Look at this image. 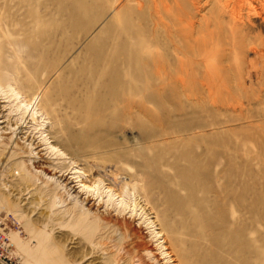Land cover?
Segmentation results:
<instances>
[{"label": "rangeland", "instance_id": "1", "mask_svg": "<svg viewBox=\"0 0 264 264\" xmlns=\"http://www.w3.org/2000/svg\"><path fill=\"white\" fill-rule=\"evenodd\" d=\"M136 1L137 5L133 0L126 7L120 5L121 0H0V83L3 87L11 82L23 97L43 91L42 100L48 101L52 109L48 108L49 116L41 120V126L30 121L20 122L13 112V100L0 93V136L10 141L8 146L0 144V195L6 194L0 196V208L10 217L1 229L6 244L19 264H136L144 257L145 247L154 250L160 264H169L157 252L142 216L139 217V209L133 217L119 216L114 206L122 198L110 199L103 189L96 192L81 185L86 181L85 176H80L82 166L71 162L63 152L65 149L79 153L82 142L81 146L84 144L88 151L108 145L98 163L90 166L92 172H103L106 187L128 185L131 196L124 201L135 200L142 206L146 201L145 211L163 229L177 264H185L178 254L179 246L188 254L189 264H264V59L256 54L264 46L261 21L245 17L249 26L245 23V32L243 29L238 32L241 37L236 35L237 41H234L223 18L217 19L213 0L210 3L202 0L198 8L207 7H201V11L193 7V0H162L171 1L165 4L175 8L173 17L165 15L168 21L162 15L165 6L162 1L156 0V3L163 7H159L160 17L164 16L165 20L154 10L155 0ZM170 33L175 38L173 35L170 38ZM256 38H260L261 46L259 42L256 45ZM144 45L165 54L171 69H178V59L183 58L175 55V46L181 51H197L198 56L207 55L205 63L209 70L204 64L186 67L191 84L195 82L188 92L195 97H190L193 102L172 81L169 84L168 79L158 78L152 58H146ZM123 46L128 48L124 50ZM208 72H212V100L217 104L208 99L201 85ZM127 106L133 108L132 117H127ZM140 106L149 112V118L138 113ZM78 109L92 117L85 123L82 121L80 135L81 127L76 125L79 117L74 114ZM93 119L94 127L89 130ZM58 121L65 132L57 140L59 147L53 149L57 141L54 143L49 131H54ZM129 132L141 144L136 152L129 148L133 143L128 139ZM163 132L193 138L183 144H161L156 153L164 158L165 164H178L179 170H193L198 178L190 200L186 191L174 190L175 205L190 201L187 211L193 212L195 218L177 216L170 210L165 194H159L155 187L141 191L147 176L132 166V156L147 152L149 141L156 140ZM71 133L80 137L78 146L69 138ZM143 159V156H134L138 162ZM118 163L124 166L115 175L111 174L109 167H118ZM22 164L33 173L43 171L53 176L56 191L51 196L41 195V182L36 184L33 178L27 177ZM164 174L173 180L177 178L176 171L170 168H164ZM59 185L67 189L71 195L69 200L82 206L84 212L106 220L118 219L128 227L130 235L136 231L137 238L123 239L119 233L111 232L100 240L99 232L87 231L81 224L84 219L79 218V210L71 217L64 216L54 197L64 194ZM7 199L11 200L9 204ZM110 203L114 206H109ZM186 229L193 236L185 235ZM241 231L245 236L239 240L235 236ZM198 232L203 234V239L194 235ZM92 243L102 246L94 249Z\"/></svg>", "mask_w": 264, "mask_h": 264}, {"label": "bare ground", "instance_id": "2", "mask_svg": "<svg viewBox=\"0 0 264 264\" xmlns=\"http://www.w3.org/2000/svg\"><path fill=\"white\" fill-rule=\"evenodd\" d=\"M85 1V0H84ZM144 1V0H143ZM146 1V0H145ZM162 1V0H160ZM164 1V0H163ZM162 1V2H163ZM173 1V0H172ZM192 1V0H191ZM206 1V0H205ZM212 1V0H210ZM130 2H133V0H121L120 2V5L124 4L126 7L127 5H129ZM137 1L135 0L134 3H136ZM166 2V1H165ZM165 2H163L165 4ZM168 2V1H167ZM166 2V4H167ZM171 2V1H170ZM168 2V3H170ZM176 2V1H174ZM202 2V0H193L191 3L193 5V7H196V9H200L199 11L202 10L201 7H207V6H200L198 8V6L200 5V3ZM207 2V1H206ZM205 2V3H206ZM209 2V0H208ZM207 2V3H208ZM213 2H215V5H214V8H215V11H216V17L217 19L218 18H223L224 20V23H226L228 27V29L230 28V34L232 35L234 41H237L236 39V35L238 34V32H241V30L243 29V31L245 32L244 28L246 29V25L245 23H247V20H249L251 17H256V19H259L261 21V25L263 26L264 28V0H255L256 2V7L253 6V2L254 0H216ZM254 2V3H255ZM154 7H155V11L157 13V15L159 14V18L162 20L164 18V16H169L171 15L172 16V11L175 9L172 5H170V8L165 4L164 8L162 6H160L159 2H158V5L156 3V0L154 2ZM162 3V4H163ZM178 3V1L176 2ZM206 3V4H207ZM210 3V2H209ZM75 4V3H74ZM77 4V3H76ZM138 3H136L137 5ZM142 4V3H141ZM163 4V5H164ZM174 4V3H173ZM85 5V3H84ZM134 5V4H133ZM175 5V4H174ZM255 5V4H254ZM123 6V5H122ZM121 6V7H122ZM178 6V5H176ZM130 7V6H129ZM159 7L163 8L164 10V15L163 17H160V12L161 10H159ZM182 7V6H181ZM188 7V6H187ZM75 8V6H74ZM119 9L120 6H118ZM172 8V9H171ZM177 8V7H176ZM184 8V7H183ZM114 9V8H113ZM195 9V10H196ZM85 10V9H84ZM184 10V9H183ZM194 10V12H196ZM205 10V9H204ZM214 10V9H213ZM122 11V9H121ZM121 11L116 12L117 13H121ZM127 11V10H126ZM125 11V12H126ZM185 11V10H184ZM211 11V10H209ZM128 12V11H127ZM198 12V11H197ZM196 12V13H197ZM243 12H246V16H244L245 14ZM116 13V15H117ZM155 13V12H154ZM179 12H177L178 14ZM207 13V12H206ZM212 13V12H211ZM82 14V13H81ZM88 14V13H87ZM125 14V13H124ZM175 14H176V11H175ZM176 14V15H177ZM190 14V13H189ZM210 15V13H208ZM153 15V14H152ZM161 15V16H162ZM175 15V16H176ZM180 15V14H179ZM177 15V16H179ZM195 15V14H194ZM208 15V16H209ZM84 16H86L84 14ZM155 16V14L153 15ZM152 16V18H153ZM165 16V17H166ZM170 16V17H171ZM174 16V14H173ZM172 16V17H173ZM176 16V18H177ZM205 16V15H204ZM213 16V15H212ZM79 17V16H78ZM77 17V18H78ZM83 17V16H82ZM156 17V16H155ZM171 17V18H172ZM183 17V16H182ZM207 17V16H206ZM214 17V18H216ZM247 17V20H245ZM84 18V17H83ZM128 18V17H127ZM167 18V21H168V17ZM175 18V17H174ZM173 18V19H174ZM196 18V17H195ZM158 19V18H157ZM202 19V18H201ZM206 19V18H205ZM212 19V18H211ZM252 19V18H251ZM155 20V18H154ZM165 20V19H163ZM180 19H178V23L180 24L181 20L179 21ZM193 20V19H192ZM196 20V19H195ZM193 20V21H195ZM253 20V19H252ZM183 21V20H182ZM208 21V20H207ZM216 21V19H215ZM218 21V20H217ZM251 21V20H250ZM248 21V22H250ZM157 22V21H155ZM164 22V21H163ZM219 22L220 19H219ZM174 23V22H173ZM182 23V22H181ZM184 23V22H183ZM223 23V24H224ZM157 23H155L156 25ZM161 24V23H159ZM200 24V23H199ZM248 24V23H247ZM252 24V23H251ZM165 25V24H163ZM172 25H176V23L172 24ZM172 25H171V32L173 31L172 30ZM185 26V24H183ZM187 25V24H186ZM219 25V24H218ZM217 25V26H218ZM222 26V23L220 24ZM167 25H165L166 27ZM173 26V27H174ZM188 26V25H187ZM186 26V27H187ZM193 26V25H191ZM211 26V24H210ZM213 26V25H212ZM249 26V24H248ZM252 26V25H251ZM176 27V26H175ZM190 27V26H189ZM207 27V26H206ZM205 28V27H204ZM214 28V27H213ZM224 28V26L222 27ZM227 28V27H226ZM250 28V27H249ZM160 29V27H159ZM176 29V28H175ZM164 30V29H163ZM212 30V29H211ZM227 30V29H226ZM124 31V30H123ZM207 31V30H206ZM224 31V30H223ZM209 32V31H208ZM226 32V31H225ZM247 32V31H246ZM249 32V31H248ZM155 33V32H154ZM177 33V31H176ZM243 33V32H242ZM156 34V33H155ZM170 38L172 37V33H170ZM213 34V33H212ZM247 34V33H246ZM162 35V34H160ZM178 35V34H177ZM197 35V34H196ZM199 35V34H198ZM197 35V36H198ZM224 35V34H222ZM240 35V34H239ZM237 35V36H239ZM249 35V34H248ZM251 35V34H250ZM181 36V35H180ZM192 36V35H190ZM196 36V38H197ZM211 36V35H210ZM216 36V35H215ZM228 36V34L226 35ZM244 36V35H243ZM247 36V35H246ZM258 36V35H257ZM169 37V36H168ZM174 37V35H173ZM214 37V36H213ZM219 37V36H218ZM241 37V35H240ZM239 37V38H240ZM128 38V37H127ZM175 38V37H174ZM173 38V39H174ZM181 38V37H180ZM185 38V37H184ZM182 39V38H181ZM190 39V38H189ZM244 39V38H243ZM249 39V38H248ZM253 39V38H252ZM114 40V39H113ZM137 40V39H136ZM162 40V39H161ZM171 40V39H170ZM251 40V39H249ZM260 38H256V45L257 43L259 42ZM169 41V40H168ZM134 42V41H133ZM139 42V41H138ZM156 41H154L155 43ZM197 42V40H196ZM250 42V41H249ZM252 42V40H251ZM254 42V41H253ZM188 43V42H187ZM186 44V43H184ZM202 44V43H201ZM209 44V43H208ZM227 44V43H226ZM233 44V43H232ZM250 44V43H248ZM254 44V43H253ZM260 46H261V43L259 42ZM258 44V45H259ZM122 45V44H121ZM127 45V44H126ZM169 45V44H168ZM200 45V44H199ZM205 45V44H204ZM229 45V44H228ZM159 46V44H158ZM182 46V45H181ZM207 46V45H206ZM218 46V45H217ZM225 46V45H224ZM227 46V45H226ZM258 46L257 49H260ZM116 47V46H115ZM126 47V46H125ZM144 53L145 55H147L146 58H149L153 61V66L155 67V70H156V73L159 75V77H161L162 79H168V81H172L176 86H177V90L179 91H182L184 95H188V92H189V88L190 85L192 86L194 83L191 84L190 82V78H189V74L187 72V69L186 67H188L189 65H202L204 64L205 67L208 69V65L205 63L206 60H207V55H197L195 52L197 51H192V50H185V51H181L177 46H175V55L177 54L178 55V58L180 57V55L183 56V58H177L179 60V68L178 69H171V67L168 65L167 63V57L166 55L164 54H161V53H156V51L154 50V48L150 45H144ZM170 47V46H169ZM256 47V46H255ZM128 48V47H127ZM125 48V49H127ZM130 48V47H129ZM153 48V49H152ZM165 48V47H164ZM174 48V47H173ZM203 48V47H202ZM212 48V47H211ZM123 49H124V46H123ZM124 49V50H125ZM170 49V48H169ZM168 49V50H169ZM193 49V48H191ZM209 49V48H208ZM141 50V49H140ZM158 50H160V46L158 48ZM184 50V49H183ZM195 50V48L193 49ZM234 50V49H233ZM255 50V49H254ZM137 51V50H136ZM231 51V50H230ZM247 51V50H246ZM250 51V50H249ZM125 52V51H124ZM123 52V53H124ZM142 52V51H141ZM161 52V51H159ZM164 52V51H163ZM254 52V51H252ZM136 53V52H135ZM139 53V51H138ZM168 53V52H167ZM173 53V54H174ZM139 54H142V53H139ZM201 54V53H199ZM204 54V53H203ZM218 54V53H217ZM220 54V53H219ZM256 54L258 56H260V58L264 59V46L261 47V50L258 51L256 50ZM136 55V54H134ZM169 55V54H168ZM249 55V54H248ZM141 56V55H139ZM126 57H127V53H126ZM134 58H137V57H134ZM144 58V57H143ZM175 58V57H173ZM121 59V57H120ZM140 59V57L138 58V60ZM142 59V58H141ZM148 59V60H149ZM169 59V58H168ZM176 59V58H175ZM145 60V59H144ZM224 60V59H223ZM129 61V60H127ZM217 61V60H216ZM226 61V60H225ZM138 62V61H137ZM136 62V63H137ZM140 62V61H139ZM143 62V61H142ZM146 62V61H145ZM141 63V62H140ZM147 63L149 64V62L147 61ZM228 65V64H227ZM175 66V65H174ZM213 66V65H212ZM193 67V66H192ZM210 67V65H209ZM176 68V67H175ZM191 70V69H189ZM199 70V69H198ZM209 70V69H208ZM231 70V69H230ZM263 70V69H262ZM192 71V70H191ZM196 71V70H195ZM263 72V71H262ZM212 73V72H211ZM210 73V74H211ZM195 74V73H194ZM193 74V75H194ZM207 74V73H206ZM209 72L208 74L206 75L207 77L205 78V75H204V82L202 81V88H203V92L204 90L207 92V96H208V99L212 100L213 98V94H212V90H213V79H212V76H210ZM248 74V73H247ZM262 75V74H261ZM214 76V75H213ZM262 77V76H260ZM219 78V76H218ZM224 78V77H223ZM161 79V80H162ZM196 79V78H195ZM195 79H192L195 80ZM225 79V78H224ZM228 79V78H227ZM256 79L257 81H259V72H258V69L256 71ZM261 79V78H260ZM263 79V78H262ZM216 80V79H214ZM218 80V79H217ZM169 81V84H171ZM224 81V80H223ZM130 83V82H129ZM164 83V82H163ZM217 83H219L217 81ZM259 83V82H258ZM162 84V83H161ZM160 84V86H161ZM167 83H165L166 85ZM236 85V84H235ZM240 85V84H239ZM172 86V85H171ZM167 87V86H166ZM169 87V86H168ZM167 87V88H168ZM175 87V86H174ZM217 87V86H216ZM201 88V89H202ZM162 89V88H161ZM164 89V88H163ZM162 89V90H163ZM170 89V87H169ZM194 90V88H192ZM197 89V88H196ZM224 89V88H222ZM227 89V88H226ZM221 90V89H220ZM164 91V90H163ZM192 91V90H191ZM162 92V91H161ZM180 92V93H182ZM215 92V91H214ZM222 92V91H221ZM0 93H3V95L6 97V99L12 101V104L15 106V110L13 111L14 113L17 114V116L19 117L20 119V122H26V121H30L32 123H35L39 126H41L39 123L41 122V120L45 117V116H49L47 114L48 111V108L49 107V103L48 101H43L42 100V97L44 95V92L41 91L39 94H35V95H32V96H26V97H23L22 96V93H20L17 89L14 88V86L12 85L11 82H8L6 84V86H3L1 85L0 83ZM196 93V91H195ZM232 93V92H231ZM163 94V93H162ZM190 94V93H189ZM221 94V93H220ZM224 94V93H223ZM186 95V96H187ZM229 95V94H228ZM231 95V94H230ZM186 96H183V97H186ZM206 96V97H207ZM191 96H187L186 98L189 100V101H192L193 99L191 98H195V97H191ZM203 97V96H202ZM201 97V98H202ZM198 98V97H197ZM225 98V97H224ZM200 99V98H199ZM217 99V98H216ZM227 99V98H226ZM187 100V101H188ZM223 102L225 99H222ZM221 100V102H222ZM188 101V102H189ZM196 101V99H195ZM205 101V100H204ZM214 104H217L216 100H212ZM193 102V101H192ZM200 102V101H199ZM226 102V101H225ZM228 102V101H227ZM230 102V101H229ZM228 102V103H229ZM220 103V102H219ZM228 103H224V104H228ZM231 103V102H230ZM238 103V102H237ZM220 105V104H219ZM222 105V104H221ZM229 105V104H228ZM227 105V106H228ZM233 105V104H231ZM236 105V103L234 104ZM239 106V105H238ZM137 108V106H135ZM140 110L137 109V111H139L138 113L139 114H143L145 115V117H148L149 115V112H147V110L144 109L143 106H140ZM221 107H224V106H221ZM231 107V106H230ZM229 108V107H228ZM233 108V106L231 107ZM82 109V107L80 108ZM80 109L76 110L74 112L75 116L79 117V121L78 123L76 124L77 127H81L80 130H79V135L80 133H82V127L84 126L82 124V121L84 120V123L85 121L87 122L88 118L91 117L89 116V114H86L84 115ZM84 109V108H83ZM82 109V110H83ZM50 110L52 111V109L50 108ZM84 111V110H83ZM126 113H127V117L128 115H130L132 117V115H134V111H133V108L132 107H128L127 106V109H126ZM93 114V113H92ZM137 114V113H136ZM126 115V114H125ZM95 116V115H94ZM76 117V118H77ZM131 117H129L131 119ZM142 117V116H141ZM126 118V117H125ZM137 119V117H135ZM149 118V117H148ZM75 119V118H74ZM86 119V120H85ZM92 119V117L90 118V120ZM125 120V119H124ZM129 121V119H128ZM154 122V121H153ZM160 123V122H159ZM89 130H92L93 129V125L95 124V120L93 119L92 122L90 123L89 122ZM125 124V123H124ZM129 124H130V121H129ZM135 124V123H134ZM158 125V124H157ZM162 125V124H161ZM125 127V126H124ZM54 131L53 132H50L49 131V135L51 136V138L54 140V143L55 141L59 140V139H62L63 137V134L65 132V129L64 127L61 126V121H58L54 124V127H53ZM128 128L125 127L124 130H127ZM52 130V128H51ZM128 131V130H127ZM132 131V130H130ZM92 132V131H90ZM170 132V131H169ZM198 133V132H197ZM194 134V133H193ZM191 134V135H193ZM129 135V138L131 140V142H133L131 144V146L129 145V148L131 149V151L133 152H136V150H138L137 148H140L141 144L140 143H136V135L135 134H132V132H129L128 133ZM135 135V136H134ZM189 135V134H188ZM195 135V134H194ZM159 136V137H158ZM139 137V136H138ZM157 137V138H156ZM156 137V140H153V141H149L148 143V148H147V152L144 151V152H138L136 153V155L134 156H143V160H140L139 162L134 160V156H132V160H131V163H132V166L135 167V169L137 168V172L140 173L141 175H146L147 176V182H142L141 184V191L144 192V190L146 188H152V187H155L158 191H159V194H165L166 196V200H167V204H170V210L174 211L175 214H177V216H180V217H184L186 218L185 216H189L191 218H195L193 216V212L192 213H189L187 211V204L188 202L190 203V201H186L183 202L184 203H181L179 205H175V202H176V195L174 194V190L175 188H180V190H183V191H186L187 194H188V199L187 200H190V197L192 196L193 192H194V181H197L198 178H196L193 170L192 171H189V170H179L177 169V166L178 164H172L171 165H167L164 163V158H162L161 156L157 155L158 153H156V148L159 147V145L161 144H172V143H176L178 144V142H187L189 140H193L192 136H187V135H182L180 133H166V132H163L161 135L159 133V135H157ZM69 138L71 140H74L76 145L78 146V144L80 143V137H76V135H74L73 133H71L69 135ZM150 138V137H149ZM0 144H2V146H8V143L10 141H8V139H4V137L0 136ZM130 143V142H129ZM191 143V142H190ZM15 145H18L17 142H14ZM185 144V143H184ZM193 144V142H192ZM60 145V142L57 141V144H55V147L53 146L52 148L53 149H57V147H59ZM82 145V142L81 144L78 146V150H79V153L78 152H75V151H71V150H65L64 149V152H63V155L65 156H68L71 160V162H73L74 164H77L80 166H82L81 170L80 171V176H85L86 177V181L85 182H81V185L88 189V190H91V191H96V192H99L101 191L102 189L104 191H106V194L109 196L110 199H114V198H122V200L120 202H117L115 204V206L113 204L110 203L109 206H114L116 211L118 212V215L119 216H123V215H126L128 214L129 217H133L134 215H136L137 213H139L141 211V213H139V217L142 216V220H144L143 222H145V225L147 226L148 230H149V237L154 241V243L156 244V250L157 252H159L161 254V256L165 257L167 259V261L169 262V264H177L176 263V258H174V254H172L173 252L171 250V248L168 246V242H167V239L165 238L164 234H163V229L160 227V225H157V222L156 220H152V218H150L149 214L146 213L145 211V207L147 206V203L146 201H144V204L143 206L141 204H139L138 202H136L135 200L133 202H129V201H124L125 197H130L131 194L129 193L128 191V185H124V187H115L113 185H110L108 187L105 186V182H104V174L103 172H92L91 170V167L94 163H98V161L100 160V154H103L104 151L108 148V145H99V146H95V148H93V150L91 149V151L87 149V147L85 148L84 147V144L83 146ZM81 146V147H80ZM155 155H151V153H153ZM81 162H84L85 164H89L87 167L82 165ZM87 162V163H86ZM23 167H24V172H25V175L27 177H30V178H33L34 179V183L36 181V184H38L39 182H41V188L39 190V192H41V195L44 194L43 196H51L56 190L55 188V184L57 185V183H55V179L54 177H49L48 174H45V172L43 171H37L36 173H33L29 167L26 165V164H22ZM118 167H112L111 166L109 167V170L111 172V174L115 175V173H117L118 170H120V168L122 169V167L124 166L123 163H118L117 164ZM91 166V167H90ZM100 167L104 170H107L104 166L100 165ZM36 170H38L39 167H35ZM164 168H170L171 170H175L176 173H177V178L175 180H173L172 178H168V175L167 174H164ZM85 171V172H84ZM89 174V175H88ZM108 174V173H107ZM79 176V177H80ZM112 176V175H110ZM40 177L42 179H40ZM44 178H47V180ZM112 179H114V176H112ZM202 181V180H201ZM62 187V190L64 191L63 193V196L60 195V196H54L56 198V200H58V204L59 205V208L64 210L62 211L64 216H69L71 217L74 213H75V210H79V218L81 219H84V222H82L81 224L85 227V229L87 231L89 230H95L97 232H99V236L98 238L100 240H103L105 239L106 236L110 235L111 232L115 234L119 233L118 236H120L121 238L123 239H127V238H130L131 240L133 239H136L137 238V232L134 231L135 233L133 235H130L129 233V229L127 226L125 225H122L120 224L118 221V219L114 220V219H110V220H106V219H102L100 216H91L88 212H84L83 211V207L78 205L77 203H73L69 200L70 198V193L67 191V189L64 187V186H61L59 185L58 188H61ZM7 188V186H6ZM205 191V190H204ZM2 192V191H0ZM179 192V191H178ZM207 192V190H206ZM217 192V191H216ZM221 193V192H220ZM5 194V192H4ZM3 194V195H4ZM39 194V193H38ZM178 194V193H177ZM2 195V193H1ZM0 195V196H1ZM2 195V196H3ZM6 195V194H5ZM181 195V194H180ZM194 195V194H193ZM42 196V197H43ZM179 196V195H178ZM177 196V198H178ZM3 198H6V196H4ZM1 199V197H0ZM10 199V198H9ZM8 200V199H7ZM131 200V199H130ZM186 200V198H185ZM180 201V200H179ZM177 201V202H179ZM181 201V202H182ZM192 201V200H191ZM6 202V201H5ZM9 202H11V200H8V204ZM55 202V204H56ZM53 203V202H52ZM177 204V203H176ZM227 204V203H226ZM52 205V204H51ZM55 205V206H57ZM71 205V209L68 208L69 206ZM224 205V204H223ZM108 206V207H109ZM189 206V205H188ZM220 206V205H219ZM224 208V207H223ZM139 209L140 211L137 212ZM226 209V208H225ZM194 211V210H193ZM227 211V210H226ZM204 213V212H203ZM226 214V213H225ZM138 216V215H137ZM12 217V215H11ZM0 218L2 219V224L0 226V233H1V229L2 227L8 222V219L10 218L8 216V212H6L5 209H2L0 208ZM156 219V218H155ZM76 220H77V217H76ZM189 220V219H188ZM116 221V222H115ZM203 226V225H202ZM112 228H114V230L112 231ZM203 228V227H202ZM241 228V227H240ZM169 229L173 230V227L169 226ZM204 230V229H203ZM93 231V232H95ZM187 231V229H186ZM238 231V230H236ZM96 232V233H97ZM185 232V231H184ZM188 232V231H187ZM185 232L184 234L187 235V236H193L191 232ZM182 233V232H181ZM194 233V232H193ZM250 233V232H249ZM255 233V232H254ZM2 234V233H1ZM95 234V233H94ZM129 234V235H128ZM196 235L198 238L203 239L201 236L203 234L201 233H197V234H194ZM235 235V234H234ZM239 235V237H238ZM237 237L239 240L240 238H242L243 236H245V233L244 231H241V233H238ZM3 236V235H2ZM41 236V235H40ZM44 236V235H43ZM247 236V235H246ZM184 237V236H183ZM232 237V236H231ZM234 237V236H233ZM179 238V237H178ZM216 238V237H215ZM197 239V238H196ZM195 239V240H196ZM205 239V238H204ZM246 239V238H244ZM42 240L44 241V237H42ZM41 240V241H42ZM47 240V239H46ZM45 240V241H46ZM199 240V241H200ZM234 240V239H233ZM239 240L237 242H239ZM178 241V240H177ZM235 241V240H234ZM243 241V240H242ZM216 244L218 246V242L216 240ZM248 242V241H247ZM6 243V242H5ZM243 243V242H242ZM181 244V243H180ZM252 244V243H251ZM7 245V244H6ZM46 245V244H45ZM44 245V246H45ZM92 247L94 249H97L99 247H101V243H92L91 244ZM200 245V244H199ZM244 245V244H243ZM36 246V245H35ZM43 246V245H42ZM240 246V245H239ZM245 246V245H244ZM247 246V245H246ZM254 246V245H253ZM241 247V246H240ZM243 247V246H242ZM241 247V248H242ZM244 248V247H243ZM242 248V249H243ZM253 249V248H252ZM245 248L242 250L244 251ZM254 250V249H253ZM252 250V251H253ZM153 249L151 247H145L142 252H143V255L144 257L139 259L136 263V264H149L148 262L146 263V261H149V262H152L153 264H160L159 260L154 256L153 254ZM239 251V250H238ZM189 252V251H188ZM106 253V252H105ZM252 253V252H251ZM262 253V252H261ZM178 254L180 255V258H183L184 259V262L185 264H189V258H188V254H186L185 250H183L180 246L178 248ZM192 254V253H191ZM254 254V253H253ZM107 255V253H106ZM255 256H256V253H255ZM253 257V256H252ZM256 263V262H255ZM264 263V262H263ZM179 264H183V262H180Z\"/></svg>", "mask_w": 264, "mask_h": 264}, {"label": "built area", "instance_id": "3", "mask_svg": "<svg viewBox=\"0 0 264 264\" xmlns=\"http://www.w3.org/2000/svg\"><path fill=\"white\" fill-rule=\"evenodd\" d=\"M2 219L0 218V226ZM5 238L0 233V261L4 264H19V262L12 256V250L10 246L5 243Z\"/></svg>", "mask_w": 264, "mask_h": 264}, {"label": "crops", "instance_id": "4", "mask_svg": "<svg viewBox=\"0 0 264 264\" xmlns=\"http://www.w3.org/2000/svg\"><path fill=\"white\" fill-rule=\"evenodd\" d=\"M0 264H4V263H2V262L0 261Z\"/></svg>", "mask_w": 264, "mask_h": 264}]
</instances>
